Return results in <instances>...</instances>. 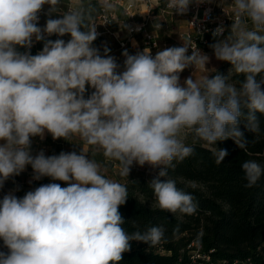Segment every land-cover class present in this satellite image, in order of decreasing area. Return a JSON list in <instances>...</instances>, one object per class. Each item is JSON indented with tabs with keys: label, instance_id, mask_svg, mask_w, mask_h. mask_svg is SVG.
Wrapping results in <instances>:
<instances>
[{
	"label": "clouds",
	"instance_id": "obj_1",
	"mask_svg": "<svg viewBox=\"0 0 264 264\" xmlns=\"http://www.w3.org/2000/svg\"><path fill=\"white\" fill-rule=\"evenodd\" d=\"M204 2L167 0L166 7L184 15L191 4ZM232 4L230 33L220 39L225 29L217 27L209 47L216 60L230 63V72L245 79L192 74L181 82L189 67L207 71L210 57L197 48L188 54L186 43L155 56L149 49L125 50L121 70L106 45L103 54L93 46L97 24L82 8L62 11V0H0V188L29 165L34 180L50 177L67 184H41L22 198L12 192L3 196L0 240L8 252L0 251V264H117L132 240L151 246L166 242L162 225L125 230L119 206L128 198L126 186L102 175L83 148L79 154L33 155L31 138L43 140L45 132L53 140L76 136L98 146L120 162L121 176L128 177L134 163L159 169L149 182L158 207L173 214L196 212L194 196L168 178L174 160L194 154L186 135L215 146L231 139L247 150L245 132L260 133L257 113L264 114V0ZM45 5L48 19L40 27ZM104 6L113 7L108 0ZM53 35L70 39H48ZM41 41L42 50L32 55ZM86 85L94 89L87 98ZM227 155L226 149L213 150L218 165ZM241 167L245 187L264 175L254 160Z\"/></svg>",
	"mask_w": 264,
	"mask_h": 264
},
{
	"label": "trees",
	"instance_id": "obj_2",
	"mask_svg": "<svg viewBox=\"0 0 264 264\" xmlns=\"http://www.w3.org/2000/svg\"><path fill=\"white\" fill-rule=\"evenodd\" d=\"M67 3L68 0H62L61 9H65ZM77 7L93 18L100 10V3L97 0H82ZM66 36L53 35L48 39L65 40ZM206 37L210 44L217 39L213 34H207ZM43 43H34L31 54L36 55L41 51ZM93 45L100 46L101 39L98 37ZM18 50L25 51L23 48ZM231 68L230 63L224 62L210 71L208 76L212 78L217 73L229 74L230 82L245 79L243 74L230 72ZM92 91L94 89L86 85L85 98ZM243 111L247 113V109ZM257 116L261 131L258 134L245 132L249 141L247 150L239 149L231 139L218 141L215 146L187 134L185 144L194 148V154L183 161L174 160L168 178L175 180L179 189L194 196L198 204L194 214L179 211L173 214L158 207L149 182L159 169L151 175L130 172L128 177L116 176L115 182L127 188L126 203L119 206V212L125 220V230L129 233L137 230L143 232L151 226L162 225L166 238V242L153 246L141 241H130V249L122 253V259L117 264H264V175L255 186L245 187L247 181L241 167L243 162L249 160L264 167V114L257 113ZM41 143L48 146L53 155H58L56 152L60 150V145L73 146L71 138L69 141L63 138L53 140L47 132ZM83 144L86 143L81 141V146ZM92 147L88 145V157L93 151H99L92 150ZM215 147L228 152L219 165L213 156ZM74 151L79 154L81 149ZM96 155L100 160H108L103 151ZM47 183L67 186L65 182L54 181L50 177L41 178L33 186Z\"/></svg>",
	"mask_w": 264,
	"mask_h": 264
},
{
	"label": "built area",
	"instance_id": "obj_3",
	"mask_svg": "<svg viewBox=\"0 0 264 264\" xmlns=\"http://www.w3.org/2000/svg\"><path fill=\"white\" fill-rule=\"evenodd\" d=\"M97 1L100 3V10L92 20L97 24L98 37L101 42L112 37L117 40L120 48H124L138 35L140 36L139 50L142 52L149 49L153 56L161 50V46L157 34L148 27L150 22H154V29L157 30V28L167 27L168 19L180 17L184 21V27H181L177 32V41H180L181 46L184 43L188 44V54H191L192 48H197L203 53L209 52L204 49L211 45L206 37L207 34H213L217 27L222 26L225 31L219 38L226 37L230 33L232 22L235 19L232 0H211V2L205 0L204 3H193L184 15H177L175 11L172 12L168 9L166 7L167 0H108L113 5L110 9L104 6V0ZM73 8H77L75 0H68L64 11ZM140 8L145 10L143 16L140 14ZM117 24L125 29L124 36L121 38V30L116 27ZM38 26L41 27L40 18ZM8 182L14 186L16 177L13 176L6 180L3 187ZM0 251L5 253L8 251L2 240L0 241Z\"/></svg>",
	"mask_w": 264,
	"mask_h": 264
},
{
	"label": "rangeland",
	"instance_id": "obj_4",
	"mask_svg": "<svg viewBox=\"0 0 264 264\" xmlns=\"http://www.w3.org/2000/svg\"><path fill=\"white\" fill-rule=\"evenodd\" d=\"M47 9H48V6L45 5L43 7L42 11L43 12H47ZM65 9L63 7V9H61V10L64 11ZM42 11L39 13L41 27L44 26L43 24L48 19V17L45 15V13L43 14ZM57 16H58V14H54L53 15L54 18H57ZM183 23H184V21H182L180 19V17L177 16V17H173L172 19H168L167 27H163L161 29L157 28V37H158V41H159L160 46H161V50H163L165 48H168V47L181 46L180 43H179L180 41H177L178 40L177 39V32L181 29V27H183L182 26ZM118 25L119 24H117L116 27L121 30V35H120V38H121V36L122 37L124 36L125 29H124V27L122 25H121L122 28L120 26H118ZM249 26H250V24H249ZM154 28H155V26H154ZM109 38L110 39H108V38L105 39L103 41V43L101 42V44L106 45L110 49L109 55L115 56V55H118L120 53L119 56L121 57V59L122 58L125 59V57L121 54L122 51H120L118 49V47H117L118 46L117 40L115 38H112V37H109ZM103 48L104 47L99 48L101 54H103ZM204 49L209 51V52H205L210 57V61L206 65V67L208 68L207 74H209V72L211 71L209 69L213 70L214 68L219 67L221 64L224 63V61L216 60V58H215V56L213 54V51H212V49L210 47H207V48H204ZM121 50H123V49H121ZM110 53H112V54H110ZM193 70H195V69L193 68ZM191 71H192V67H189V68L185 69L180 74L181 82H183L184 79H186L189 76H191ZM196 72H197L196 74L194 73L195 75L193 74L195 79H199L202 75H205V74H203L200 71H196ZM201 73H202V75H200ZM187 139H188V135H186V137L184 139V142H186ZM71 140H72L73 146H71L69 144L60 145V150H58L56 153L59 154L61 151H63V152H72L74 150H78V149L83 148V146H81V141L82 140L79 137L74 136V137L71 138ZM92 150H99V151H93V154H91V156L88 157V158L89 159H94L100 165V169H101V174L102 175H104L106 178H108L110 180L115 181L116 180L115 179L116 176L120 175V172H121L120 162L116 161L114 159H111V158H108V160H100L99 156H97L96 154H98L99 152H102L103 150L100 149L98 146H93ZM157 170L158 169H153V168H151V166H149L147 164H145L144 166H140V165L134 163L131 166L130 172L135 174V175H136V173H145V174L151 175V174H156Z\"/></svg>",
	"mask_w": 264,
	"mask_h": 264
},
{
	"label": "crops",
	"instance_id": "obj_5",
	"mask_svg": "<svg viewBox=\"0 0 264 264\" xmlns=\"http://www.w3.org/2000/svg\"><path fill=\"white\" fill-rule=\"evenodd\" d=\"M81 1L82 0H75L77 6L80 4ZM46 6H48V5H46ZM140 9H141V10H139L140 14L143 16L145 14V10H144V8H140ZM44 13H46V12H43V14ZM182 26L184 27V23L182 24ZM148 27H149V29H152L157 34V30L154 29V22H150ZM69 39H70V35H67L65 41L67 42ZM108 39H110V38H108ZM133 41H135V46H133ZM104 46L105 45L101 44L100 46H98V48H102ZM94 47H96V46H94ZM117 47H118V49L120 51H122V53L125 50H127L129 52V54H133V53L135 54L136 52L140 51L139 50L140 49V36L137 35L134 38V40L129 41L127 43V46L124 47V48H120L119 45ZM121 49H123V50H121ZM110 54H112V53H110ZM119 54L115 55V56H113V55H111V56L116 58V61L121 66V70H122L124 58L121 59ZM209 70L212 71V69H209ZM194 71L195 70H193V68H192L191 75L194 74V73L195 74L197 73V72H194ZM203 74L208 75L207 71L203 72ZM200 75H202V73ZM45 136H46V132H45ZM31 139H32V154L33 155H36L41 150L44 151L46 156L53 155V153H51V151H50V148L48 146L43 145L41 143L45 138L43 140H41L40 137L37 136V137H32ZM83 149L88 152V145L87 144H83ZM15 177H16V183L14 184V186H13V184L11 182H8L6 186L2 187L1 192H0L1 193L0 200H2L3 196L5 194L9 193V192H12L17 197L22 198L28 191H31V190L36 188V187L33 186V184L35 182H37L38 180H34L33 179V170L31 168V166H27L26 169L20 175L15 176Z\"/></svg>",
	"mask_w": 264,
	"mask_h": 264
}]
</instances>
